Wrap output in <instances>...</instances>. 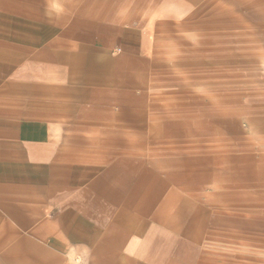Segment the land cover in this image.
Returning a JSON list of instances; mask_svg holds the SVG:
<instances>
[{
  "label": "crops",
  "instance_id": "crops-1",
  "mask_svg": "<svg viewBox=\"0 0 264 264\" xmlns=\"http://www.w3.org/2000/svg\"><path fill=\"white\" fill-rule=\"evenodd\" d=\"M108 1L0 0V264L203 255L204 206L156 152L153 26Z\"/></svg>",
  "mask_w": 264,
  "mask_h": 264
},
{
  "label": "rangeland",
  "instance_id": "rangeland-1",
  "mask_svg": "<svg viewBox=\"0 0 264 264\" xmlns=\"http://www.w3.org/2000/svg\"><path fill=\"white\" fill-rule=\"evenodd\" d=\"M105 4L153 26L155 147L204 206L197 264H264V0Z\"/></svg>",
  "mask_w": 264,
  "mask_h": 264
}]
</instances>
